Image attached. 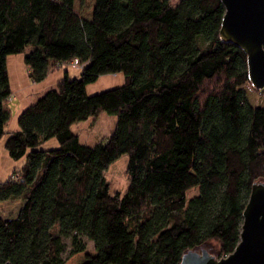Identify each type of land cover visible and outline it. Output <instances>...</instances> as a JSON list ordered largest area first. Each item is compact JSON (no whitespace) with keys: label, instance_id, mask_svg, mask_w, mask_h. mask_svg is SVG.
<instances>
[{"label":"trees","instance_id":"trees-1","mask_svg":"<svg viewBox=\"0 0 264 264\" xmlns=\"http://www.w3.org/2000/svg\"><path fill=\"white\" fill-rule=\"evenodd\" d=\"M220 0H93L90 17L74 0H0V140L23 164L0 182V264H180L188 250L239 242L252 184L264 183V105L249 103L244 52L221 42ZM32 83L67 72L7 132V57L24 52ZM122 74L93 95L88 84ZM116 116L113 132L81 144L72 124ZM55 139L58 147L39 149ZM128 155L126 192H109L105 172ZM196 189L190 198L187 193ZM219 256V257H218Z\"/></svg>","mask_w":264,"mask_h":264},{"label":"rangeland","instance_id":"rangeland-1","mask_svg":"<svg viewBox=\"0 0 264 264\" xmlns=\"http://www.w3.org/2000/svg\"><path fill=\"white\" fill-rule=\"evenodd\" d=\"M173 5H176L179 0H171ZM75 9L81 10V14L84 17H89L93 0H74ZM77 10V11H78ZM31 49L28 46L24 52L15 53L10 55V59H14L13 65L9 62V71H10V82L12 86H16L21 90L20 93H15L10 96L11 100H6L5 106L9 112V120L5 126V130L8 131H17L18 127V116L22 108L27 107L30 103L35 102L41 95L44 94L50 87H55L47 85L51 79H48L44 82V79L38 83H32L27 78L24 77L25 82H22V77L19 75L16 76V67L20 68V62L18 63V58L24 57L25 52ZM17 60V63H16ZM19 65V67H18ZM67 72L70 74V78H78L80 76V69L72 68L67 66L60 70V72ZM75 74V76H72ZM63 77V76H62ZM123 75L122 74H105L97 78L96 81L90 83L86 87V93L88 95H93L100 93L106 90L119 87L123 84ZM25 86H30L24 89ZM18 89V90H19ZM246 95L248 101L253 106H263L264 105V88L259 90L254 89L251 85L245 86ZM26 93V95H25ZM22 105V106H21ZM116 125V116L110 115L107 113H100L97 118L93 119L89 117L88 119L72 124L71 130L74 134L77 135L79 142L87 146H95L103 139L107 138L115 129ZM5 137L0 140V182H4L10 177L13 176L14 169H19L23 164V160L20 162L13 161L7 151L4 148ZM58 147L57 141L55 139H50L46 141L39 149L42 150H51ZM128 166V155L122 154L118 159L110 164L107 171L105 172L106 181L109 184V192L114 191L119 192L123 195L128 186V181L126 177V169ZM196 193V189H192L187 193V197L190 198ZM21 206L20 200H10L0 203V216L7 218L13 217L19 207ZM208 246L213 250V254H217V247L214 242L208 243ZM207 249V248H206ZM95 254L92 242H87V248L85 252H81L70 257L64 264H82L86 259L87 255ZM219 257V256H218Z\"/></svg>","mask_w":264,"mask_h":264},{"label":"water","instance_id":"water-1","mask_svg":"<svg viewBox=\"0 0 264 264\" xmlns=\"http://www.w3.org/2000/svg\"><path fill=\"white\" fill-rule=\"evenodd\" d=\"M224 15L221 42H230L246 55L251 86L264 88V0H220ZM180 264H264V183L252 184L242 213L239 242L227 256L217 258L206 248L188 250Z\"/></svg>","mask_w":264,"mask_h":264},{"label":"crops","instance_id":"crops-1","mask_svg":"<svg viewBox=\"0 0 264 264\" xmlns=\"http://www.w3.org/2000/svg\"><path fill=\"white\" fill-rule=\"evenodd\" d=\"M93 6V5H92ZM74 7H75V3H74ZM92 9H93V7H92ZM76 10V9H75ZM78 10V9H77ZM76 10V11H77ZM81 12V10H78L77 12ZM79 12V13H80ZM91 12H92V10H91ZM81 14V13H80ZM82 15V14H81ZM90 15H91V13H90ZM90 17V16H89ZM23 58L24 57H20V58H18L17 60H18V63L20 62V65H21V63H22V65H21V67L20 68H17L16 67V76L18 75V77H19V75L22 77V82H25V79H24V77H26L27 79V81H28V77H27V68H26V66L24 65V63H23ZM17 60H16V63H17ZM7 70H8V77H9V83H10V89H11V96L12 95H14L15 93L17 94V93H20L21 92V90L19 89V88H17L16 86L14 87V86H12V84H11V82H10V78H11V75H10V71H9V62H11L12 63V65H13V62H14V59H10V57L8 56L7 57ZM17 63V64H18ZM18 67H19V65H18ZM63 68H65V67H59V68H51L49 71H48V73H47V75H46V77L44 78V82L45 81H47L48 79H51L50 80V82H48V84L47 85H50V84H52V85H50V86H54V84L56 85V83L58 82V81H60L63 77L62 76H64V74L67 72V70H65L64 72H60V70L61 69H63ZM67 75L70 77V74L67 72ZM72 76H75V74H72ZM27 87H30V86H25L24 87V89L25 88H27ZM51 88H53V87H50L49 89H51ZM19 89V90H18ZM25 95H26V93H25ZM31 104V103H30ZM22 106V105H21ZM25 108V107H24ZM24 108H22L21 109V111L24 109ZM20 111V112H21ZM20 114V113H19ZM9 120V119H8ZM7 123H8V121H7ZM6 123V124H7ZM9 132H11V131H9Z\"/></svg>","mask_w":264,"mask_h":264},{"label":"built area","instance_id":"built-area-1","mask_svg":"<svg viewBox=\"0 0 264 264\" xmlns=\"http://www.w3.org/2000/svg\"><path fill=\"white\" fill-rule=\"evenodd\" d=\"M70 66L72 68H77V69H81V65L80 63L78 62V60H73L71 63H70ZM260 91V90H259ZM8 100H11V98L9 97Z\"/></svg>","mask_w":264,"mask_h":264}]
</instances>
